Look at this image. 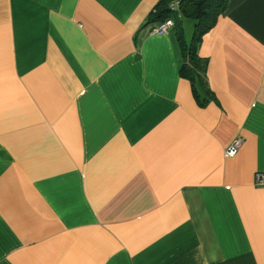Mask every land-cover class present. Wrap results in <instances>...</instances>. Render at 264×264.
<instances>
[{"label":"crops","instance_id":"0c3cea01","mask_svg":"<svg viewBox=\"0 0 264 264\" xmlns=\"http://www.w3.org/2000/svg\"><path fill=\"white\" fill-rule=\"evenodd\" d=\"M158 1L0 0V264H264V0L203 35V106Z\"/></svg>","mask_w":264,"mask_h":264},{"label":"trees","instance_id":"16d2710c","mask_svg":"<svg viewBox=\"0 0 264 264\" xmlns=\"http://www.w3.org/2000/svg\"><path fill=\"white\" fill-rule=\"evenodd\" d=\"M173 0H159L149 13L148 22H161L167 18L173 20V30L176 35L181 65L179 74L188 80L192 95L199 105L214 100V93L207 80L208 60L198 54V47L203 35L216 23L224 12L228 0H178L176 8L172 9ZM183 19L192 22V32L187 38Z\"/></svg>","mask_w":264,"mask_h":264},{"label":"built area","instance_id":"2783aa9c","mask_svg":"<svg viewBox=\"0 0 264 264\" xmlns=\"http://www.w3.org/2000/svg\"><path fill=\"white\" fill-rule=\"evenodd\" d=\"M178 5V0H173L170 3V7L172 9L176 8ZM173 28V20L171 18H167L159 23V25L154 29V33L156 34H165L169 30ZM241 138L234 139L225 149H224V155L227 157L234 156L236 152L238 151L240 145H241ZM254 184L256 186H264V173L258 172L255 174L254 177Z\"/></svg>","mask_w":264,"mask_h":264},{"label":"rangeland","instance_id":"374dc122","mask_svg":"<svg viewBox=\"0 0 264 264\" xmlns=\"http://www.w3.org/2000/svg\"><path fill=\"white\" fill-rule=\"evenodd\" d=\"M191 24H192V22L190 20H186L185 21V28H186L187 32L189 31L188 28H189V26L191 27ZM187 32H185L186 36H187Z\"/></svg>","mask_w":264,"mask_h":264}]
</instances>
